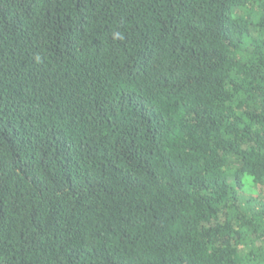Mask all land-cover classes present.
<instances>
[{"label": "trees", "instance_id": "16d2710c", "mask_svg": "<svg viewBox=\"0 0 264 264\" xmlns=\"http://www.w3.org/2000/svg\"><path fill=\"white\" fill-rule=\"evenodd\" d=\"M0 264H264V0H0Z\"/></svg>", "mask_w": 264, "mask_h": 264}]
</instances>
